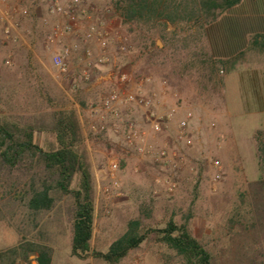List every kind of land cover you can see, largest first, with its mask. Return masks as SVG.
<instances>
[{
	"label": "rangeland",
	"instance_id": "1",
	"mask_svg": "<svg viewBox=\"0 0 264 264\" xmlns=\"http://www.w3.org/2000/svg\"><path fill=\"white\" fill-rule=\"evenodd\" d=\"M88 1L112 9L115 0ZM4 12H13L18 26L7 35L5 23L0 20V114L30 115L61 105L74 109L92 176L93 249L104 251L131 218L141 217L158 227L170 217L177 223L189 217L192 234L211 251L216 264H264V160L257 157L255 138L258 130L264 136V120L261 115L222 117V71L215 68L211 72L208 63L202 61L206 47L203 35L194 39L195 28L179 23L168 24L160 38L157 29L141 32L122 25L112 11L108 28L113 40L105 51L92 45L90 80L83 81L77 77V55L70 59L66 73H59L51 62L60 43L49 47L45 44L43 0H0V15ZM119 39L130 44L131 49L118 52ZM75 40L74 35H69L65 43ZM116 67L130 74L129 89H137V83L150 77L151 82L143 83V91L159 92L163 87L165 96L168 94L184 114L175 115L163 133L154 132L144 109L139 107H120L121 118L113 119L102 108L99 97L117 84ZM188 112L191 117L185 135L176 140L177 123ZM127 118H133L145 133L147 144L156 149L166 145V159L139 154L125 143ZM100 120L104 129L93 132L91 123ZM52 140L48 133L36 134L41 146ZM111 159L119 162L116 182L108 173ZM216 174H220L219 178H215ZM171 183L174 187L170 191L167 187ZM51 231L58 233L51 264H105L92 256H73L69 228L54 226ZM17 242L14 228L0 220V249ZM20 264L37 262L30 255L27 262ZM118 264L181 263L168 249L149 239Z\"/></svg>",
	"mask_w": 264,
	"mask_h": 264
},
{
	"label": "trees",
	"instance_id": "2",
	"mask_svg": "<svg viewBox=\"0 0 264 264\" xmlns=\"http://www.w3.org/2000/svg\"><path fill=\"white\" fill-rule=\"evenodd\" d=\"M239 1L115 0L112 11L122 25L141 32L157 29L160 38L168 24L189 23L195 28L196 39L207 23ZM202 54L211 72L215 68L230 70L239 60L217 61L207 47ZM208 79L212 80V73ZM38 132L50 134L53 140L46 146L39 145ZM255 138L257 157L263 161V132L258 130ZM188 218L177 223L170 217L158 227L141 217L131 218L104 251L93 249L92 176L74 109L61 105L30 115L0 114V220L10 224L18 235L15 245L0 249V264L27 262L30 255L35 256L37 264H51L58 234L51 231L54 226L69 228L70 253L78 258L92 256L105 264H118L151 239L173 253L181 264H216L211 251L192 234Z\"/></svg>",
	"mask_w": 264,
	"mask_h": 264
},
{
	"label": "built area",
	"instance_id": "3",
	"mask_svg": "<svg viewBox=\"0 0 264 264\" xmlns=\"http://www.w3.org/2000/svg\"><path fill=\"white\" fill-rule=\"evenodd\" d=\"M17 1V0H16ZM45 2V15L41 17V24L47 28L44 33L46 46L60 43L59 48L53 52L51 62L59 73H66L70 69V59L77 55L80 65L78 68V79L83 81L90 80L92 66V45L94 44L101 51L108 48L112 42V37L108 28V15L112 14V9L108 6L97 7L88 0H43ZM16 11V8L13 12ZM12 12V13H13ZM11 12H4L0 15V20L5 23V33L8 35L10 29L15 30L18 26L17 21L13 20ZM69 35H74L76 40L65 43ZM15 40V36L12 37ZM118 52L124 53L131 49V45L120 39L116 43ZM102 61V59H99ZM9 64V60H5ZM117 84L102 93L99 97L100 104L104 111L108 112L113 119L119 120L121 114L118 108L139 107L144 109L146 119L150 121L155 133H163L168 127L169 122L175 117L178 107L172 106L163 112L158 111L161 104L158 91L146 93L143 91V83L151 82L150 77L142 79L136 84L137 89H129L132 83L130 74L120 67H116ZM76 83L73 82L72 86ZM163 86V85H161ZM190 112L177 123L175 139L180 140L184 137L187 128ZM105 124L102 120L92 122L90 129L93 132L103 130ZM123 138L126 144L133 146L139 154H149L156 159H166L168 156L167 147L164 144L156 149L152 144L145 142V133L141 131L133 118H127L124 123ZM214 166L219 170L220 166L214 161ZM119 162L111 159L108 162V173L111 179L116 182ZM216 174L215 178H219ZM174 184L171 183L167 189L172 190Z\"/></svg>",
	"mask_w": 264,
	"mask_h": 264
},
{
	"label": "crops",
	"instance_id": "4",
	"mask_svg": "<svg viewBox=\"0 0 264 264\" xmlns=\"http://www.w3.org/2000/svg\"><path fill=\"white\" fill-rule=\"evenodd\" d=\"M202 35L213 59H239L232 69H220L222 117L261 115L264 120V0H240L207 23ZM160 89L157 109L175 106ZM182 114L179 108L176 116Z\"/></svg>",
	"mask_w": 264,
	"mask_h": 264
}]
</instances>
